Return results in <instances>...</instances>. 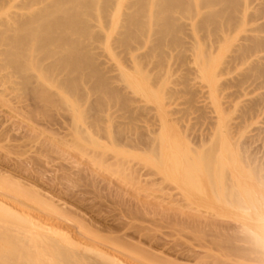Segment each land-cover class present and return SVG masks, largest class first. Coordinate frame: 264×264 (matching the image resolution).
Here are the masks:
<instances>
[{
  "label": "rangeland",
  "instance_id": "374dc122",
  "mask_svg": "<svg viewBox=\"0 0 264 264\" xmlns=\"http://www.w3.org/2000/svg\"><path fill=\"white\" fill-rule=\"evenodd\" d=\"M24 1L0 0V30L25 12ZM247 5L245 24L232 25L228 33L213 24L201 26L209 10L200 7L177 20L179 42H163L162 49H154L153 33L120 44L123 27H110L108 20L86 44L93 69L83 74L93 70L95 77L83 81L74 80L76 72H58L45 81L32 70L23 83L21 74L4 65L0 44V203L16 212L21 204L29 206L33 212L20 213L30 224L57 231L54 237L65 236L96 261L105 254L119 264H218L226 245L221 254L231 253L221 256L220 264H264L253 252L235 251L243 244L229 246L238 214L212 205L219 202L203 194L202 172V178L189 176L192 151L201 154L220 133L235 145L231 148L241 145L264 161V0ZM200 53L210 57L209 66ZM207 204L230 218L213 212L211 217ZM216 245L220 250L212 249ZM96 251L99 255H92ZM209 251L219 257L203 261Z\"/></svg>",
  "mask_w": 264,
  "mask_h": 264
},
{
  "label": "bare ground",
  "instance_id": "6f19581e",
  "mask_svg": "<svg viewBox=\"0 0 264 264\" xmlns=\"http://www.w3.org/2000/svg\"><path fill=\"white\" fill-rule=\"evenodd\" d=\"M247 1L249 0H130L129 5H127L128 6L127 9L129 10L126 9L127 12L126 11L124 12L123 4L125 0H25L22 3V9L25 12H23V14L20 13L21 15L14 14V18L10 26L4 28V30H0V44L4 45L5 47L3 51L4 65L11 66L13 71L15 70L19 74H21V76L23 77V83L29 81V79L31 78L30 71L32 70L37 71L39 77L45 81L51 79V76L53 74L57 75L58 72L59 73L63 72L65 74L67 73L74 74L76 72L77 75L74 74L75 75L74 80L83 81L88 75L95 77V73L93 70H91L92 72L90 71L88 75L83 74L85 68L88 67L92 68L91 65L92 55L90 54L92 52L91 51L90 53L88 52L89 49L85 48L87 47L86 44L89 43L88 42L89 39L92 40L94 38L97 29L102 30L105 28L106 25L105 22H107L108 20L111 23L110 27L119 28L118 25L121 26V28L123 27V32L121 31L122 34L120 33L121 34L120 36H122L120 38V44L124 43L127 45L129 42H131V39L134 38L133 35H135L134 40H137L136 37L139 36L145 37L146 34L153 33L157 40L156 44L158 42L157 46L156 44H154V46H156L154 49H157L159 45L160 48L162 49L163 42H165L164 44L166 45L167 42L169 45H171V43H173L174 45L176 44V41H178L177 39L178 37L176 38V35H178L177 28L179 30H182V28L180 24L177 23V20L181 17L189 18L193 13H197L198 11H200L202 9V8L200 9V7H204L209 10L208 14L206 13L205 20L204 21L202 20L203 24L200 22L201 26L204 25V23L205 25L213 24V26L215 25L214 27L217 26L219 27L218 29L224 31L223 33H225V30L226 31L229 30L228 28L229 27L231 28L232 25H236L237 27L242 26V22L244 21V19L242 20L243 18L242 16L246 12L248 6ZM34 7H37V9H35ZM249 19L250 21L252 20L251 18ZM244 22L243 24H245ZM203 28L206 27L204 26ZM137 34L139 36H137ZM245 39H247V37ZM259 43H257L256 41L254 44L255 46H258ZM247 48L249 49L250 47H245L246 50ZM52 57H54L53 61L43 66L42 64L43 60ZM199 57L202 58L205 66H209L212 63L209 56L200 53ZM243 58H245V56ZM237 59L239 58L237 57ZM60 85L62 88L64 87V83H60ZM220 134H218V136H216L214 140L210 141L208 145L206 146L203 145L205 150L203 149L201 154L199 153L200 155L198 154V152L196 153L195 151L194 152L192 151L194 156L192 154L190 155L191 156L190 161H193L195 163L193 165L192 162L187 161L189 163L188 164L189 168H190V164L193 165V166L191 165L192 168L190 170H192V172H190L189 176L192 175L195 177L196 175H199L200 177L201 175L202 177L205 176L204 178L207 179L206 180L207 187L203 188L204 186L203 185L202 192L206 190L207 193L204 192L203 194L204 195L207 194L208 199L212 200V202L213 201L219 202V203L213 202L214 204L212 205L215 204H216L215 206L218 205L219 209L220 207L222 209L231 207L232 211L235 209L236 214H238L234 216L231 215L234 218H236V220L235 219L234 220L235 222H237L234 223V225L237 224L236 225L237 227H234L235 233L229 234L228 233L230 231L229 228L228 227L226 229L223 228L224 234L228 233L229 235V238L227 240V241L230 240L229 246L231 248L233 247L232 245L234 244L231 243L232 241L234 243L236 242L235 244H238L237 246L235 245L236 247H238L240 244H243L241 245V247H238L239 249L234 247L235 249H237L235 251L241 253L243 249H245L243 252L247 251L249 252L248 254L253 252L255 253L256 255L255 257L257 258V260L259 258V260L262 259L261 261L263 262L264 213L262 212L264 210V161L263 159L258 158L255 155V153L251 152L246 147H240L241 145H239V148L238 147L231 148L230 146L232 145L233 147L234 144L230 142L227 137L222 136ZM218 138H221L222 142L220 143L217 142L216 139ZM217 145H221V147ZM199 172H202L203 174L201 173L200 175ZM190 179H194V177H191ZM198 179L199 178H197V181L199 182ZM5 181H7V179ZM197 181H194L195 183L193 182V184H195L193 186H196L198 184ZM1 182L3 181H0V183ZM199 183L201 184V182ZM11 185L12 184H10V187ZM19 185L17 186L19 192L22 191V193H26L24 189L22 190V188H19ZM24 187L26 188V186ZM29 193L32 194L30 191ZM34 197L36 198L35 199L33 198L32 200H35V203L42 204L41 202L42 200L38 199L39 196L34 195ZM1 200H3L2 197H0V201ZM208 207L209 208L207 207L206 208L210 211L209 214L211 217H212L211 212L215 214V216L213 215V217H216V215L218 217L225 214L224 212H221L222 209L218 210L217 208L215 210H212L211 205H208ZM19 209L23 213L33 212L32 211L33 209L31 210L29 206L28 207L25 205L23 206L22 204L21 206H19ZM228 210L229 212L227 210H225V212L227 211V213L229 214H235V212L230 213L231 211L230 208H228ZM237 210H239L241 213L238 212ZM20 212H16L10 207L0 203V264H119L115 262V260H111V258L109 259V257H106L105 254H103L104 255L103 256L101 253L100 255L103 256V258H101L100 256L102 260L99 258V260L101 261H96L97 259H94L95 256L93 258L94 260L91 259L92 257H89V254L87 257V255H84L85 252L80 253L81 251L79 252L78 251L79 249L76 250L77 247H75L74 249L72 243L67 242L68 239L65 236L61 235L59 238H57L59 236L56 233L57 231L53 233L52 231L45 229L46 227L39 228L37 227V225L30 224ZM224 216H226V214ZM227 217L230 218V216H226L225 219ZM220 218H223V216ZM229 220L233 221L232 219ZM213 228L215 229V227ZM231 228H233V226H230V229ZM234 228L233 230L231 229L233 232H234ZM227 229L229 230L228 232ZM53 234L55 236L57 235V237H54ZM222 235L220 237L218 236L219 239L222 237ZM211 236H213V234ZM222 240L223 242L224 241L226 242V240L224 239ZM202 245L204 247V244ZM217 245L214 248L212 246L210 247H212V249H215L219 246ZM226 247L227 246L225 245V247L222 248L221 250L223 249L226 250ZM240 249L242 250L240 251ZM215 250H220V249H215ZM221 250H220V255L218 253L220 257L219 256L218 257L220 262L222 263L221 256L227 255L228 253H231V251L230 252L229 250L222 251L223 253L222 255ZM210 251L208 252L209 253L208 255L206 254L207 257L204 254L205 258L203 261L208 262L214 260L213 258L215 257L218 258L216 255L215 257H213V255L216 253L210 255L211 253ZM96 252H93L94 254L92 255H96L99 253ZM226 252L228 253L226 254ZM233 253L234 251H232V254ZM112 255L113 257L116 256L114 255V253H112L109 256ZM151 257L149 256V258ZM225 257L227 259V256ZM231 257L229 258V260L233 258L235 259L236 256L235 257L233 256L232 258ZM252 257L255 258L254 256ZM206 258L207 259L209 258L210 260L209 259L207 260ZM241 258L244 259L243 257ZM118 259L120 260L123 258L119 257ZM226 259L224 260L223 258L225 262ZM245 259L247 260V258ZM123 260L125 261L127 259H123ZM154 260L155 261L157 260L156 257ZM219 260H217L218 264H220ZM235 261L239 262L241 261V259L239 261L235 259ZM125 262L127 263L128 261ZM198 262L199 261H197L196 264H198Z\"/></svg>",
  "mask_w": 264,
  "mask_h": 264
}]
</instances>
